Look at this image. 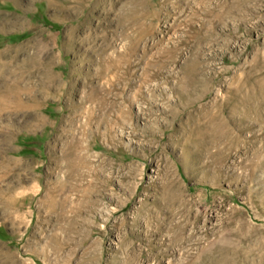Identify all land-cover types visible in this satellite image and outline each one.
Masks as SVG:
<instances>
[{"label":"rangeland","instance_id":"obj_1","mask_svg":"<svg viewBox=\"0 0 264 264\" xmlns=\"http://www.w3.org/2000/svg\"><path fill=\"white\" fill-rule=\"evenodd\" d=\"M37 32L0 264H264V0H0V52Z\"/></svg>","mask_w":264,"mask_h":264},{"label":"bare ground","instance_id":"obj_2","mask_svg":"<svg viewBox=\"0 0 264 264\" xmlns=\"http://www.w3.org/2000/svg\"><path fill=\"white\" fill-rule=\"evenodd\" d=\"M83 25H85V23ZM38 36H40L39 32L35 33V35L29 41L23 43L22 45L17 46V47L10 46V47H7L6 49H4L0 52V88L4 87V90L3 89L0 90V93H1V96H0V116L4 113L9 114L12 111L17 112V110H22V111L26 110V109H28V106H30V107L35 106L33 102H32L33 106H31L30 104H28V102H24L22 100L24 98L23 97L24 95L31 93V92H29V90L26 91L25 88H23L22 90H20V87L18 88V85L23 80H27V79L30 80V79H33L36 77H39L40 79L43 78L45 81L44 83L50 87L54 86V84L57 81L55 74L53 72H51L47 66V65H50L51 62H48L47 64H45L46 65L45 68L41 67V65H43L44 63L40 61V55L47 53L46 52L47 50L45 47V43L43 41L44 38L40 39ZM29 44H33L37 51L35 52L36 54L31 57V59H33V61L29 63L32 70L23 71L19 68V66H17V65L15 66V64L18 62V59H17V57H19L18 55L21 52H23L24 50L28 49L29 46H32ZM6 58L8 61L4 60ZM26 65H28V64H26ZM41 74H43V77H41ZM46 81H48V82H46ZM7 140H9V139H7ZM171 203H173V202H171ZM209 246L211 247V245H209ZM207 250H208V248H207ZM199 256L200 255H198L197 257L199 258Z\"/></svg>","mask_w":264,"mask_h":264}]
</instances>
